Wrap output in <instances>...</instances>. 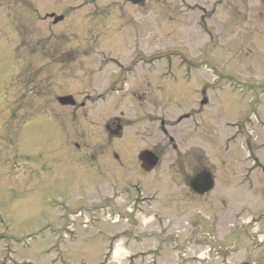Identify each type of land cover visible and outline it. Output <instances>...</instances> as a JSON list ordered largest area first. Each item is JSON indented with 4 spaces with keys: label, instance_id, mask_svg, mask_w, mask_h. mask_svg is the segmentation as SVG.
I'll list each match as a JSON object with an SVG mask.
<instances>
[{
    "label": "rangeland",
    "instance_id": "374dc122",
    "mask_svg": "<svg viewBox=\"0 0 264 264\" xmlns=\"http://www.w3.org/2000/svg\"><path fill=\"white\" fill-rule=\"evenodd\" d=\"M5 263L264 264V0H0Z\"/></svg>",
    "mask_w": 264,
    "mask_h": 264
},
{
    "label": "water",
    "instance_id": "95a60500",
    "mask_svg": "<svg viewBox=\"0 0 264 264\" xmlns=\"http://www.w3.org/2000/svg\"><path fill=\"white\" fill-rule=\"evenodd\" d=\"M135 4H139L144 2V0H130ZM63 19V16H58L55 18L54 23L59 22ZM61 103L67 102L68 104H74L75 101L71 96L62 97L59 99ZM207 99L205 98L202 101V104L207 103ZM139 159L142 161V167L146 171H150L153 169L158 163V157L153 154L151 151H143ZM190 188L194 193L204 194L207 191H210L214 186V179L212 173L206 169H203L197 176L192 178L189 182Z\"/></svg>",
    "mask_w": 264,
    "mask_h": 264
},
{
    "label": "flooded vegetation",
    "instance_id": "af4514ba",
    "mask_svg": "<svg viewBox=\"0 0 264 264\" xmlns=\"http://www.w3.org/2000/svg\"><path fill=\"white\" fill-rule=\"evenodd\" d=\"M121 125L119 124V123H115V124H113V125H108L107 124V130H109L110 132H114L115 133V131H117L118 129V127H120ZM117 129V130H116ZM116 134V133H115Z\"/></svg>",
    "mask_w": 264,
    "mask_h": 264
}]
</instances>
